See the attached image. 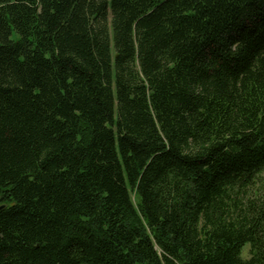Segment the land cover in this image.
Segmentation results:
<instances>
[{
    "label": "trees",
    "instance_id": "1",
    "mask_svg": "<svg viewBox=\"0 0 264 264\" xmlns=\"http://www.w3.org/2000/svg\"><path fill=\"white\" fill-rule=\"evenodd\" d=\"M263 174L264 0H0V264H264Z\"/></svg>",
    "mask_w": 264,
    "mask_h": 264
},
{
    "label": "rangeland",
    "instance_id": "2",
    "mask_svg": "<svg viewBox=\"0 0 264 264\" xmlns=\"http://www.w3.org/2000/svg\"><path fill=\"white\" fill-rule=\"evenodd\" d=\"M262 179V183H263V186H264V174L263 176L261 177ZM262 183H258L257 186L261 187ZM242 257L243 258H247L248 257V246H245L243 249H242V253H241Z\"/></svg>",
    "mask_w": 264,
    "mask_h": 264
}]
</instances>
